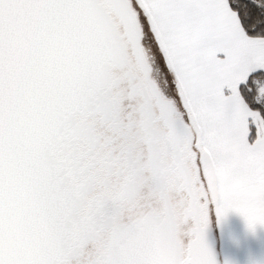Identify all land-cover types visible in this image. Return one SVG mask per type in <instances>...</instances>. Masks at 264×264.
I'll use <instances>...</instances> for the list:
<instances>
[{"label": "snow or ice", "instance_id": "1", "mask_svg": "<svg viewBox=\"0 0 264 264\" xmlns=\"http://www.w3.org/2000/svg\"><path fill=\"white\" fill-rule=\"evenodd\" d=\"M233 211L264 226V0H0V264H218Z\"/></svg>", "mask_w": 264, "mask_h": 264}, {"label": "crops", "instance_id": "2", "mask_svg": "<svg viewBox=\"0 0 264 264\" xmlns=\"http://www.w3.org/2000/svg\"><path fill=\"white\" fill-rule=\"evenodd\" d=\"M225 221L228 225L229 237L235 240L240 264H256L255 259L264 264V226L257 225L255 231L250 230L243 218L234 211L228 213ZM251 239L261 240V244L253 242L252 246Z\"/></svg>", "mask_w": 264, "mask_h": 264}, {"label": "rangeland", "instance_id": "3", "mask_svg": "<svg viewBox=\"0 0 264 264\" xmlns=\"http://www.w3.org/2000/svg\"><path fill=\"white\" fill-rule=\"evenodd\" d=\"M215 226H216V239L218 243L217 249L221 263L225 264V261H227L228 264H240L238 252L235 246V240L229 237V234L227 232L229 229L225 219L223 220L222 223L218 224L215 217ZM250 242L252 246H253V242H255V244L258 243L261 244V240H257V239L255 240L251 239ZM255 260L257 262L259 261L258 259ZM257 262L256 264H261V262L258 263Z\"/></svg>", "mask_w": 264, "mask_h": 264}, {"label": "flooded vegetation", "instance_id": "4", "mask_svg": "<svg viewBox=\"0 0 264 264\" xmlns=\"http://www.w3.org/2000/svg\"><path fill=\"white\" fill-rule=\"evenodd\" d=\"M210 230L211 232V236L213 238V250H214V253L216 254V258H217V261L219 264H222L220 259H219V254H218V249H217V246H218V243H217V239H216V226H215V217H214V214L211 218V222H210V225H209V228L207 230V233H206V237L208 236V231Z\"/></svg>", "mask_w": 264, "mask_h": 264}, {"label": "water", "instance_id": "5", "mask_svg": "<svg viewBox=\"0 0 264 264\" xmlns=\"http://www.w3.org/2000/svg\"><path fill=\"white\" fill-rule=\"evenodd\" d=\"M206 239H207V241H208V244H209V246L211 247V249L213 250V238H212V236H211V232H210V230L208 231V236L206 237ZM213 252H214V250H213ZM215 256H216V254H215ZM217 259V258H216ZM219 264V263H218Z\"/></svg>", "mask_w": 264, "mask_h": 264}]
</instances>
